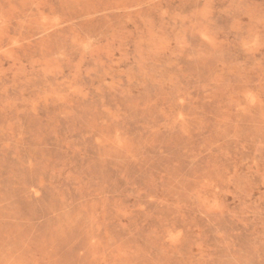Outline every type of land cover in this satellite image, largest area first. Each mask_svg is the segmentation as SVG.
<instances>
[{
    "label": "rangeland",
    "instance_id": "obj_1",
    "mask_svg": "<svg viewBox=\"0 0 264 264\" xmlns=\"http://www.w3.org/2000/svg\"><path fill=\"white\" fill-rule=\"evenodd\" d=\"M0 264H264V0H0Z\"/></svg>",
    "mask_w": 264,
    "mask_h": 264
}]
</instances>
